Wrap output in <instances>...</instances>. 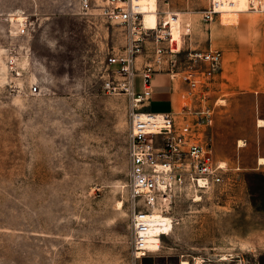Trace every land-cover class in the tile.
<instances>
[{
    "label": "rangeland",
    "instance_id": "1",
    "mask_svg": "<svg viewBox=\"0 0 264 264\" xmlns=\"http://www.w3.org/2000/svg\"><path fill=\"white\" fill-rule=\"evenodd\" d=\"M208 4L157 0L160 23L180 13L182 67L190 50L222 51L235 40L249 54L261 41L264 10L204 22ZM79 6L0 0V264H264V165L254 160L264 157V129L257 128L264 114L247 91L216 95L211 83L189 95L178 78L170 80L176 123L184 104L190 123L203 104L213 108L211 126L194 129L196 141L210 139L228 170L199 200L178 192L162 212L172 221L169 233L148 240L145 256H133L132 98L101 88L105 60L124 46L125 30L98 8L82 15ZM17 17L29 23L25 35L17 33ZM134 83L138 92L139 79ZM234 96L235 108L226 100ZM146 102L144 109H165Z\"/></svg>",
    "mask_w": 264,
    "mask_h": 264
},
{
    "label": "built area",
    "instance_id": "2",
    "mask_svg": "<svg viewBox=\"0 0 264 264\" xmlns=\"http://www.w3.org/2000/svg\"><path fill=\"white\" fill-rule=\"evenodd\" d=\"M226 3L232 2L227 0ZM79 4L82 15H92L96 7L100 10L98 15L125 30L124 46L105 60L101 88L106 94L123 92L132 98L127 186L133 203L131 251L135 258H140L149 251L146 244L150 226L145 220L148 214L168 210L178 192L196 198L199 192L220 184L228 170L225 162L215 158L210 139L196 141L194 129L211 126L213 108L203 104L190 123L192 111L184 104L181 124L176 123L177 118L171 111L144 109L152 93V76L165 72L172 81L180 79L189 95L200 87L207 90L219 69L221 51L210 46L203 51L190 50L187 65L182 67L181 48L172 45L169 19L161 23L158 20L154 29L143 25L144 0H79ZM223 6V0H209L202 20L213 21L219 17ZM259 10L263 11L264 7ZM15 21L19 23L18 35H25L29 26L27 20L17 17ZM186 30L189 31L188 26ZM9 63L13 64L12 58ZM136 78L140 84L138 92L135 91ZM203 95L200 94V98L203 99Z\"/></svg>",
    "mask_w": 264,
    "mask_h": 264
},
{
    "label": "crops",
    "instance_id": "3",
    "mask_svg": "<svg viewBox=\"0 0 264 264\" xmlns=\"http://www.w3.org/2000/svg\"><path fill=\"white\" fill-rule=\"evenodd\" d=\"M233 17L236 18L237 14L228 18ZM228 23H231V21H228ZM250 50L249 54L242 53L241 44L235 40L229 45H224L222 51L220 50V66L214 74L211 87L216 86V95H220L223 90L228 92L247 91L248 95L250 94L256 99L260 114H264V31L259 45L250 48ZM222 85L227 88H222ZM172 86V82L166 73L154 74L151 79V97L146 104L151 106L152 102H157L165 106V109L154 112H174L178 105L176 92ZM210 89L209 87L207 88V90ZM248 91H252V93ZM229 99L232 100V106L235 108L237 105L236 99L239 98L234 96L226 100ZM235 112V109H233V113ZM259 121H263V119H258L257 123V128L262 130L264 129V124L259 125ZM241 146H243V143H238V147ZM261 159L263 163L260 164L259 161ZM254 160L257 165H264L263 155L260 157L259 154Z\"/></svg>",
    "mask_w": 264,
    "mask_h": 264
},
{
    "label": "bare ground",
    "instance_id": "4",
    "mask_svg": "<svg viewBox=\"0 0 264 264\" xmlns=\"http://www.w3.org/2000/svg\"><path fill=\"white\" fill-rule=\"evenodd\" d=\"M224 1L223 9L219 14V18L222 20L224 18H228L229 14H239L247 12L248 10H259V8L264 7V0H231V4H227V0ZM145 6V13L143 14V25L146 28L154 29L157 27L158 24V14H157V0H144ZM175 17L170 15L168 17L170 23L169 33L172 37V45L173 47L180 48V13H175ZM230 17V16H229ZM234 20L235 17L229 18ZM264 124L263 121H259V125ZM239 144H242L239 142ZM260 164L263 163L261 159ZM200 198L197 196L194 200H199ZM120 206V203H118ZM146 223L149 224L148 229V240H155L159 239L164 234H168L172 228V221L171 219L166 216L165 214L159 213L154 211L149 213L148 216L145 218ZM147 245V244H146ZM149 252V251H148ZM181 264H188L187 261H182Z\"/></svg>",
    "mask_w": 264,
    "mask_h": 264
}]
</instances>
